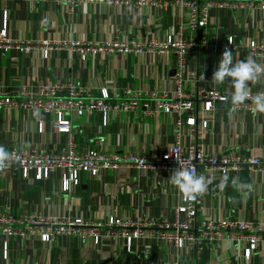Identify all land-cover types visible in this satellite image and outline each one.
<instances>
[{
    "label": "crops",
    "instance_id": "obj_1",
    "mask_svg": "<svg viewBox=\"0 0 264 264\" xmlns=\"http://www.w3.org/2000/svg\"><path fill=\"white\" fill-rule=\"evenodd\" d=\"M168 1L160 7L138 6L136 0L122 4L89 0L77 4L72 11L63 0L0 1V32L7 21L8 36L16 40H135L148 46L154 39H164L177 32L182 25L185 38L199 43L188 59V70H194L196 76L186 77L185 89L193 93L199 87L217 89L229 98L224 103H215L206 129L196 118L190 122L191 114L186 112L179 115L175 111L160 110L153 101L146 106L149 97L144 92L158 90L161 98L171 97L173 93L176 64L171 51L149 52L144 48L136 53H102L82 61L67 48L53 49L48 58L41 50L29 53L0 48V90L16 95L22 87L32 89L79 81L93 94L107 88L112 103L130 98V94L124 93L126 90L142 93L136 110L111 112L107 125L101 112L84 116L72 112L68 120L76 134L79 152L157 157L175 142L176 131H180L185 144L193 141L211 154H262L264 112L231 111L230 97L234 90L231 81L226 79L218 84L212 76L228 48L234 63L249 57L256 62L261 71L255 81L248 82V88L253 92L264 91V51L254 55L249 49L252 41L264 45V12L254 4H236L235 0H229L233 5L211 9L210 22L194 32L187 23L190 10ZM230 37L234 38L233 46L228 45ZM195 106L197 113L203 110L200 100H196ZM52 120L49 114L21 106L1 110L0 147L53 152L65 149L68 136L55 131ZM100 138L105 139L102 144ZM171 174L169 171L140 172L123 163L118 169H105L95 177L82 172L79 186L66 193L61 188L60 172L43 179H36L34 175L25 178L20 167L14 166L0 170V214L17 218L81 217L90 222H103L112 216L172 221L181 193L169 182ZM210 181L204 196L205 212L198 215L197 221L204 217L242 216L255 226L264 224L261 174L244 168L239 177ZM18 227L27 231L25 235L0 237V264H183L190 255L198 264H264V242L249 258L245 256L242 242L229 239L204 243L201 254L191 252L182 257L175 246L157 236L133 239L129 251L127 239L117 227L109 228L113 233L103 234L99 244L77 235L53 236L51 241L44 242L38 232L31 231L29 224L20 223Z\"/></svg>",
    "mask_w": 264,
    "mask_h": 264
},
{
    "label": "built area",
    "instance_id": "obj_2",
    "mask_svg": "<svg viewBox=\"0 0 264 264\" xmlns=\"http://www.w3.org/2000/svg\"><path fill=\"white\" fill-rule=\"evenodd\" d=\"M19 1V0H0ZM62 1V0H59ZM66 1L72 11L77 4L89 0H63ZM131 0H109V3L122 4ZM168 0H136V5L166 6ZM172 3L184 5L190 10L187 23L192 31L205 27L211 20L210 11L214 7H227L233 5L229 0H172ZM236 4L252 6L256 5L264 12V0H235ZM235 4V5H236ZM7 20V19H6ZM231 41V43L229 42ZM228 45H234V38L230 37ZM199 43L189 40L184 36L183 26L177 32L168 34L166 38L152 40L148 46L135 40L129 41H88L71 39L63 42H45L42 40L32 41L30 39L16 40L8 36L7 21L0 32V48L3 50L19 49L25 52L41 50L46 58L53 49L67 48L77 53L82 61L102 53H131L140 52L144 48L147 51L155 49L161 52L171 51L176 64L175 88L171 97L160 96L158 90L144 92L149 100L146 106L153 101L157 108L164 111H175L179 115L184 112L191 114L190 122L195 118L203 129L209 126L210 112L213 111L216 102L224 103L229 100L223 92L199 87L193 93L185 89L186 77H195L194 70H188V59L196 52ZM252 54L259 55L264 51V45L252 41L249 44ZM264 92V91H260ZM130 94L128 99H120L116 103L109 101L110 94L107 88H103L99 94L87 91L79 81L57 82L41 85L32 89L22 87L16 95L0 90V111L5 108H28L38 110L53 117L51 121L55 131L65 133L68 136L67 147L59 152L40 151L33 149L24 151L18 148L6 150L10 158L0 164V170H8L19 166L25 178L32 175L36 179L48 178L51 174L61 173V188L63 192H71L72 188L79 186L80 174L89 173L95 177L105 169H118L121 164H128L140 172L151 170L153 172H173L179 166L178 158L186 167H191L197 174L207 176L210 180L224 179L230 176L239 177L244 168L252 173H259L264 179V152L260 155H242L238 153L211 154L197 143L190 141L184 143L183 135L176 131V140L157 157L141 154H117L106 152H79L77 150L76 134L68 120L72 112L79 116L91 115L101 112L104 125L109 122L113 111L136 110L139 106L138 99L142 93L126 90ZM258 92L250 91V98L239 105H231L233 112L259 111L252 97ZM119 97V94H117ZM231 99V97H230ZM196 100L203 104V110L197 113ZM197 124V126H198ZM40 131L43 130L41 124ZM105 141L100 138V143ZM206 191L192 200H185L181 195V201L175 206L176 217L170 221L166 218L149 217L144 220L133 218H119L112 216L103 222H90L81 217L72 219H58L44 215H32L30 217L17 218L12 214H0V237L7 235H25L18 224H29L32 229L40 234L42 241L49 242L53 236L77 235L82 239L91 238L94 243L99 244L103 234L111 236L113 231L109 228L122 229L121 235L127 239V250H131L133 239L144 236H157L167 244L175 246L178 254L183 257L191 252L198 255L205 249L204 243L211 244L222 239L236 240L242 242L245 248V256L249 258L261 242H264V224L255 226L252 222L237 216L229 218L204 217L197 221L198 215L205 212L204 196ZM197 230H196V229ZM29 230V229H28ZM7 249V246H6ZM181 257V259H182ZM183 264H198L193 256L183 260Z\"/></svg>",
    "mask_w": 264,
    "mask_h": 264
},
{
    "label": "clouds",
    "instance_id": "obj_3",
    "mask_svg": "<svg viewBox=\"0 0 264 264\" xmlns=\"http://www.w3.org/2000/svg\"><path fill=\"white\" fill-rule=\"evenodd\" d=\"M229 42L231 43L230 40ZM260 71L261 69L251 57L234 63L231 49L226 48L213 73L212 80L219 84L229 79L234 89L231 102L233 105H239L250 98L248 82L255 81ZM252 99L256 108L264 112V92H258ZM9 158V153L0 147V164L8 161ZM176 159L179 166L172 172L169 182L179 190L185 200H192L202 195L211 181L204 175L197 174L191 167L184 166L178 158Z\"/></svg>",
    "mask_w": 264,
    "mask_h": 264
}]
</instances>
